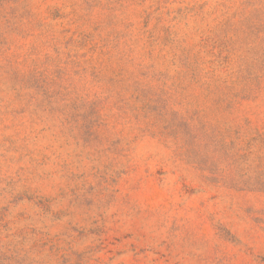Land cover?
<instances>
[{
    "label": "rangeland",
    "instance_id": "374dc122",
    "mask_svg": "<svg viewBox=\"0 0 264 264\" xmlns=\"http://www.w3.org/2000/svg\"><path fill=\"white\" fill-rule=\"evenodd\" d=\"M0 264H264V0H0Z\"/></svg>",
    "mask_w": 264,
    "mask_h": 264
}]
</instances>
